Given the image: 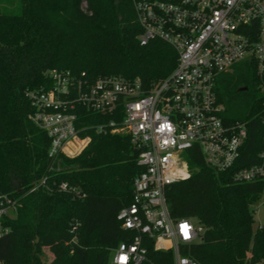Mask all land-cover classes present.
<instances>
[{
	"label": "trees",
	"instance_id": "obj_1",
	"mask_svg": "<svg viewBox=\"0 0 264 264\" xmlns=\"http://www.w3.org/2000/svg\"><path fill=\"white\" fill-rule=\"evenodd\" d=\"M140 33L130 0H0V196L17 202L14 217L3 221L9 231L0 237V264H44L46 248L50 264H111L114 249L133 240L117 221L142 172L129 136L96 131L112 116L79 106L78 127L91 141L78 157L53 160L27 94L49 89L52 71L89 84L120 77L150 87L166 79L176 53L157 40L142 46ZM217 92L227 119L247 124L239 167L253 165L264 149V96L254 67L243 62L221 75ZM188 154L191 177L168 188V208L204 233L180 245L181 255L197 264H264V222L254 230L252 210L264 199V181L235 183L198 148ZM144 247L149 262L172 264V251L157 252L150 240Z\"/></svg>",
	"mask_w": 264,
	"mask_h": 264
},
{
	"label": "built area",
	"instance_id": "obj_2",
	"mask_svg": "<svg viewBox=\"0 0 264 264\" xmlns=\"http://www.w3.org/2000/svg\"><path fill=\"white\" fill-rule=\"evenodd\" d=\"M130 1L141 28L139 43L161 41L176 53L171 75L146 87L139 79L101 77L89 84L68 72L52 71L49 89L27 94L34 110L30 119L46 132L53 160L74 159L91 141L78 127L79 106L112 116L94 129L128 135L138 152L142 172L135 179L131 204L117 215L134 237L114 249L111 264H156L147 258L146 240L157 252L172 251V264H197L181 255L180 245L198 243L204 229L188 219H173L166 193L191 177L188 153L195 148L214 170L232 172L235 183L264 181V149L256 163L239 167L247 124L227 119L217 92L221 75L249 62L264 96V0ZM260 119L264 125V110ZM61 189L74 191L65 183ZM16 206L0 196V237L8 233L3 221L14 217Z\"/></svg>",
	"mask_w": 264,
	"mask_h": 264
},
{
	"label": "rangeland",
	"instance_id": "obj_3",
	"mask_svg": "<svg viewBox=\"0 0 264 264\" xmlns=\"http://www.w3.org/2000/svg\"><path fill=\"white\" fill-rule=\"evenodd\" d=\"M253 215H254V225L253 229L255 230L258 226L263 224L264 222V199H262L259 203H257L253 207ZM53 255L50 253L49 249H43L42 259L44 264H50L53 261Z\"/></svg>",
	"mask_w": 264,
	"mask_h": 264
},
{
	"label": "water",
	"instance_id": "obj_4",
	"mask_svg": "<svg viewBox=\"0 0 264 264\" xmlns=\"http://www.w3.org/2000/svg\"><path fill=\"white\" fill-rule=\"evenodd\" d=\"M246 90H247V88L241 89V91H246Z\"/></svg>",
	"mask_w": 264,
	"mask_h": 264
},
{
	"label": "snow or ice",
	"instance_id": "obj_5",
	"mask_svg": "<svg viewBox=\"0 0 264 264\" xmlns=\"http://www.w3.org/2000/svg\"><path fill=\"white\" fill-rule=\"evenodd\" d=\"M187 226H185V228H186Z\"/></svg>",
	"mask_w": 264,
	"mask_h": 264
},
{
	"label": "flooded vegetation",
	"instance_id": "obj_6",
	"mask_svg": "<svg viewBox=\"0 0 264 264\" xmlns=\"http://www.w3.org/2000/svg\"><path fill=\"white\" fill-rule=\"evenodd\" d=\"M246 91H247V90H246ZM246 91H245V92H246Z\"/></svg>",
	"mask_w": 264,
	"mask_h": 264
}]
</instances>
